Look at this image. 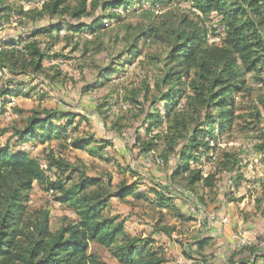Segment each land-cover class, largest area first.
I'll return each mask as SVG.
<instances>
[{
  "label": "trees",
  "instance_id": "obj_1",
  "mask_svg": "<svg viewBox=\"0 0 264 264\" xmlns=\"http://www.w3.org/2000/svg\"><path fill=\"white\" fill-rule=\"evenodd\" d=\"M6 1L0 0V5L8 16L16 13L34 21L61 17L56 24L35 31L32 40H12L2 45L0 71L8 70L14 76L36 75L43 70L46 54L41 51L40 43L33 40L38 35L52 36L65 29L71 33L89 31L97 34L105 20L120 19L116 12H128L138 1L149 2L153 8L164 3H190L198 14L194 15L196 18L188 13L164 14L159 22L126 27L124 52L131 57L141 54L138 47L141 40L165 46V55L152 57L162 63L165 71L161 86H158L164 108L162 112H145L147 138L137 136L136 146L141 154L158 152L159 160L165 166H170L176 157L178 163L171 180L180 179L193 196H198L200 186L215 188L217 177L222 173H235L240 169V159L229 152H222L213 160V154L207 161L202 157L208 158L210 153L216 152L210 141L216 133L222 135L233 125L235 96L247 90V76L255 75L260 81L264 73V0H44L40 9L29 10L6 5ZM99 10L102 16L92 24H77ZM142 13L150 19L153 17L149 10ZM214 13L220 16L224 33L220 43H209L210 27L202 21ZM65 17L76 24L63 19ZM116 72L114 63L102 69L98 76L100 86L110 81ZM163 87H167L166 92ZM21 88L26 86L15 82L14 88L5 87L2 94L21 96L24 94ZM95 88L97 86L90 87L89 91ZM183 99L186 103L180 108ZM75 118L70 112L43 109L33 112L24 128H14L12 136L18 145L48 143L44 148L45 160L24 152L14 153L11 147L0 145V264H108L89 252L91 244L106 249L119 264H168L167 251L163 247H155L152 239L130 235L124 222L108 213L113 199L124 201L129 197L148 200L161 210H175L172 198L165 192L151 190L155 195L153 200L147 193L139 192L140 184H121L114 191L111 176L104 180L77 172L79 178L75 183V171L65 180H53L48 175L54 169L67 171L70 166L54 150L53 141L101 159L104 150L110 146L93 134L70 137L69 132L76 129ZM163 118L167 120L166 129L152 135ZM257 151L263 152L264 145L257 147ZM208 162H214V167L206 173L203 163ZM35 183L45 187L47 192L52 191L60 204L68 205L75 218L65 217L64 224L53 231L49 211L31 214L29 193ZM261 197L264 198V187ZM257 200L262 202V199ZM177 217L186 220L179 213ZM157 232L172 237L174 228L158 225ZM207 244V239L194 243L199 251V264H210L202 254ZM242 252L249 257L236 264H264L262 251L251 248Z\"/></svg>",
  "mask_w": 264,
  "mask_h": 264
},
{
  "label": "rangeland",
  "instance_id": "obj_2",
  "mask_svg": "<svg viewBox=\"0 0 264 264\" xmlns=\"http://www.w3.org/2000/svg\"><path fill=\"white\" fill-rule=\"evenodd\" d=\"M43 2L7 0L6 5L22 6L29 10L40 9ZM2 7L0 5L1 50L5 43L27 41L35 31L46 29L61 20L59 16L36 21L16 13L8 16L1 10ZM146 10L153 14L151 19L142 13ZM116 13L121 18L105 20L97 34L89 31L71 33L65 29L52 36L38 35L33 40L40 43L41 51L46 54L43 70L38 74L14 76L8 70L0 71V145L11 147L14 153L24 152L30 157L45 160L44 148L48 143L18 145L12 136L14 128H24L27 118L35 111L47 109L73 113L76 116V129L69 132L70 137L93 134L99 141L110 143V146L104 150L101 159L91 157L87 151L62 147L59 141H53L54 150L70 166L67 171L52 170L48 173L50 178L65 180L75 171V183L79 172L104 180L111 176L114 191L121 184H140L139 192L147 193L149 199L153 200L155 195L151 190L165 192L172 198L175 210H161L155 204H149L148 200L129 197L124 201L113 199L108 213L119 217L130 235L152 239L155 247H163L167 251L168 264H199V251L194 243L202 239L208 241L202 254L210 264H236L249 257L242 251L248 252L251 248L264 253V198L261 197L264 151H257V147L264 145V73L260 81L255 75L247 76V90L235 96L233 125L222 135L216 133L215 138L210 140L216 152L210 153L208 158L202 157L203 161H207L213 154V160L222 152H229L240 159V169L235 173H222L217 177L215 188L200 186L198 196H193L180 179L171 180L178 163L176 157L170 166H165L159 160L158 152L141 154L136 146L137 136L147 138L145 112H162L164 108L158 86H161L165 71L162 63L152 57L165 55V46L141 40L138 42L141 54L131 57L124 52V37L129 24L136 26L159 22L164 14L188 13L193 18L198 14L190 3L182 1L160 4L156 8L149 2L138 1L128 12L118 10ZM101 16L99 10L77 24L89 25ZM63 19L76 24L68 17ZM202 21L210 27L209 43H220L224 35L220 16L214 13ZM56 36H59L58 40ZM21 45L19 50L22 49ZM112 63L117 65L116 74L100 86V71ZM15 82L26 86L25 89L21 88L23 95L12 97L2 94L5 87L14 88ZM94 86L97 88L89 91ZM163 90L166 92L167 87H163ZM185 103V99L180 100L179 107L182 108ZM257 113H260L259 116ZM163 117H166L165 114ZM167 125L166 118H163L152 135L163 132ZM209 163H203L206 173L214 167V162ZM196 166L193 164V167ZM257 199H262V202H257ZM28 210L31 214L39 210L49 211L53 231L64 224L65 217L75 218L68 205L60 204L52 191L47 192L38 183L29 193ZM178 213L184 215L186 220L181 221ZM158 225L174 228L172 237L157 232ZM89 252L108 264H119L99 245L91 244ZM184 254L194 259L190 260Z\"/></svg>",
  "mask_w": 264,
  "mask_h": 264
},
{
  "label": "bare ground",
  "instance_id": "obj_3",
  "mask_svg": "<svg viewBox=\"0 0 264 264\" xmlns=\"http://www.w3.org/2000/svg\"><path fill=\"white\" fill-rule=\"evenodd\" d=\"M0 51H1V49H0Z\"/></svg>",
  "mask_w": 264,
  "mask_h": 264
},
{
  "label": "built area",
  "instance_id": "obj_4",
  "mask_svg": "<svg viewBox=\"0 0 264 264\" xmlns=\"http://www.w3.org/2000/svg\"><path fill=\"white\" fill-rule=\"evenodd\" d=\"M226 222V221H225Z\"/></svg>",
  "mask_w": 264,
  "mask_h": 264
}]
</instances>
